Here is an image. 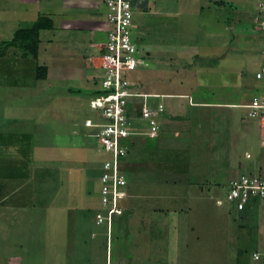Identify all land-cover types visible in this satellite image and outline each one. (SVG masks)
<instances>
[{
	"label": "rangeland",
	"instance_id": "1",
	"mask_svg": "<svg viewBox=\"0 0 264 264\" xmlns=\"http://www.w3.org/2000/svg\"><path fill=\"white\" fill-rule=\"evenodd\" d=\"M215 3L221 10L211 6ZM201 6L205 10L195 14ZM259 6L260 0H148V11L152 8L151 11H158L155 8L161 7L179 16L165 22L166 27L160 33L156 27L163 20H159L156 12L147 11L148 16L139 7L134 18H148L155 26L149 37H144L145 41L155 45L161 39L158 35L162 34L166 43L180 46L178 51L196 46L200 58L207 63L205 67L212 62L217 71L210 74L209 70H197L198 65L193 62L196 59L191 58V65L187 67L192 74L187 76L193 78L181 84L179 78L183 76L178 78L179 73L172 70L170 63L181 67L183 58H152L146 60L149 67L138 68L129 75L133 83L137 79L135 90L155 92L159 84L173 91L189 89L196 83L204 87L196 79L200 75L206 88L215 90L220 97L224 95L225 99L236 97L237 93L239 98L241 92L236 80L246 82L250 86L244 91V99L235 101L249 102L253 94L264 90L262 81L254 77L262 44L259 40L257 44L254 42L258 30L251 13ZM104 14L101 0H0V166L12 170V181H3L7 187L10 183H19L11 198L18 200L10 216L11 225L7 222L0 228V235H11L3 241L0 236V247L7 250V264H68L66 256L71 251L74 262L69 264H105L101 251L91 262L86 257H89L88 243L92 235H106L105 225L98 223L94 216L96 211L102 212L98 180L105 153L99 140L90 135L97 131L95 126L101 118L88 104L89 93L100 85L96 48L98 40L105 38L102 31L105 22H101L103 27L98 23ZM38 16L51 18L53 24L50 29L39 32L36 51L23 49L19 43L8 44L17 29L29 26ZM134 25L133 34L139 40L140 23L134 20ZM214 52L219 56H213ZM38 65L46 67L45 78L36 77ZM152 98L151 107L154 106ZM239 107L223 108L227 109L223 111V137L219 140L213 136V141L206 143L208 151L200 146L211 157L212 175L195 176L192 182L186 181L188 145L183 150L186 158L172 160L179 155L172 158L171 153L158 154L156 150L160 148L151 146L157 136L128 137V141L138 142L139 148H148L130 157V172L135 173L136 168L149 176H154L151 172L157 170L171 172L173 175L168 179L174 184L168 186L176 185V188L167 187L164 191L176 195L178 202L188 197L191 200L180 208L186 213H181V220L172 227L171 235L182 237L171 264L253 263L248 257L257 235L260 237L256 227L260 218L230 209L224 195L229 181L240 173L264 174V147L260 144L264 139V124L248 118L246 109ZM28 118L31 122L26 126ZM243 120L250 123L244 135L240 131ZM213 125L216 128V120ZM208 181L211 183L208 187L206 184L203 191L197 190V185ZM115 221L112 235L116 233ZM162 232L169 235L165 229ZM76 245L78 254L73 251ZM155 255L160 253L151 256Z\"/></svg>",
	"mask_w": 264,
	"mask_h": 264
},
{
	"label": "crops",
	"instance_id": "2",
	"mask_svg": "<svg viewBox=\"0 0 264 264\" xmlns=\"http://www.w3.org/2000/svg\"><path fill=\"white\" fill-rule=\"evenodd\" d=\"M132 3L137 9L136 12L138 11L139 7L145 9L146 14L148 12L149 14L156 12L159 20H163L160 21V23L156 27L157 29H159L158 31H160V33H162L166 27L165 22H170L172 16H179V14L173 13V11L171 10L161 7L155 8L158 9V11H151L153 8L148 11V0H132ZM211 6H214L215 10H221V7L218 6L217 3ZM203 10L205 9H203V7L201 6L195 11V14H201ZM149 14L147 15L149 16ZM99 18L100 19L98 23H100V25L103 27L104 25L101 24V22H103V19H101V16ZM133 19L136 22L140 23L139 32L137 33L140 38L139 40L137 38V40L139 41L138 43L140 46V50L144 55L145 60L149 61L152 58L157 59L165 56H179L181 59L183 58V62H181L180 64L183 66L181 67H177L174 62L170 63V66H173L172 70L174 68L175 72L179 73V75L176 76H178V78L180 76H183L182 78H179V82L181 84H184L183 81L192 80L193 78H189L187 76L188 74H192L189 73V69L191 68L187 67L191 65V63H189V59L191 58L196 59L193 62L198 65L197 70H209L210 74H213L217 71V69L214 68L215 66H212V62H209L208 68L205 67L207 63L203 61L202 58H200L202 56L198 54L199 51L197 50L196 46L185 48L186 50L183 51H178L177 49H179L180 46L176 47L177 44L175 46L169 42L166 43V41L162 39V34L161 36L158 35L161 39L155 45H151V41H145L144 37H149V35L153 31L152 29H155V26L153 27L151 25L148 18L145 20H138L135 16V18ZM258 40L259 43L262 44V38L258 34H255L254 42L256 43ZM219 51H221V49ZM212 54L213 56H219L217 55V52H214ZM198 57L200 58V61L198 60ZM147 67L149 66L147 65L146 68ZM181 72L184 73L182 74ZM185 73L187 74L185 75ZM166 74L170 77L168 73ZM173 78H175L174 74ZM196 79L201 84H204V87L200 86L199 83H196V85L193 84V86L189 89L186 88L185 90L181 91H173L169 90L170 88H165L164 86H161L159 84V86L157 87L158 91H140L141 93L152 95L151 98L154 97L152 98L154 100V106H157L160 103L164 104L166 108L165 111V108L162 110L157 119L160 125L158 133L156 135L158 137L157 141L151 142L152 147L157 146L160 148H156V153L162 155L165 153H171L172 158H175L177 157V155H179L178 158L172 159L177 160L180 158H186L185 152L183 150H185L186 145L190 147V149H188V154L190 157L187 158V160H189V175L186 180L189 182H192V180H195V178L199 176L204 177L205 175H212L213 166L211 157L209 158L206 155V151H208V149L206 150V147L208 146V144L206 143L213 141L212 138L214 139V137L219 138V140L221 139V136L223 137V111L227 112V109L224 110L223 108H240L239 106L244 103H238L235 100L240 98L244 99V96L246 94L244 91L248 86H250L246 82L242 83L236 80V87L237 89H239L238 91L241 92V96L238 98L237 91L236 97L225 99L223 98L224 95L223 97H220V95L217 94L215 90L210 91L208 88H206L203 77L199 75ZM136 81L137 79L135 80V82ZM158 98L166 99L163 100L162 103L157 100ZM150 103H152L151 99ZM231 117L233 118V116ZM214 120L217 121V125H215L217 129H213ZM29 122H31V120L28 118L26 126H28ZM240 124V131L242 132V135H244L246 131H249L248 124L250 125V123L247 120H243ZM33 134L35 133L33 132ZM241 139L245 140L246 138ZM137 145L138 142L134 143L131 151L125 156L123 161L124 166H126V189L129 190V195L124 199L122 203V210L113 216L110 224L98 221V223L105 225L106 235H92V241L88 243L90 246L88 250L89 257L86 255L87 259L90 260V262L95 259V257L98 256L101 251V253H104L105 264H171L173 262L175 252L179 251L177 245L179 244L178 241L182 236L171 235L173 233L172 227L177 226V224L181 220V213L184 215L186 213L184 209L180 211V208L188 205L191 200H189L188 197V200H185V198H183L178 202V198L176 195H172V197L171 195H168L170 191H164L167 187H171L168 185L174 184L169 182L171 179H168V177L173 175V173L171 172L169 173L165 171L163 173L159 170L152 171L151 173L154 174V176H149L148 173L139 168L135 169V173L134 171L133 173L130 172L132 171L129 168L130 157L140 150L148 149L146 146L139 148ZM202 145L206 151H201L200 146ZM151 146L149 147L151 148ZM175 151H177L178 153H174ZM1 166L0 173L2 179L0 178V189L1 186H3V191H0V228H4V225L9 222L10 216L13 214L12 212L17 206L18 200H12L11 198L13 197L14 192L17 190V185H19V183H17L16 181V183H10L9 187H7L8 184H5L3 181L5 179H8V181L11 180L13 174L11 175L10 173L12 172V170L1 169ZM17 166L18 164L15 166L16 169ZM175 174L179 173L175 172ZM27 175L29 176V174ZM159 177H162L163 180H159ZM206 184L208 187L211 183L210 181H208L205 184L197 185V190L203 191ZM171 188H176V185L175 187ZM172 189L167 190L172 191ZM184 195L187 196L186 194ZM259 215L260 218H262L260 212H258L257 216ZM188 216H190V214H188ZM114 221L116 226V233L115 235H112ZM259 221L262 222V219ZM8 225L10 226L11 222H9ZM164 229L169 235H164V233L162 232L164 231ZM110 233L111 235H109ZM0 236H2V241L6 236L11 238V235ZM16 237H14V239ZM99 237H101V239H98ZM160 237H162V241L160 240ZM165 239L166 241H168L166 242ZM9 245H11V243H9ZM77 246L78 245H76V248L74 247L75 250H73L76 252V254L79 253V251L77 250ZM6 252L7 250H4L0 247V264H7L9 258H7V256L5 255ZM158 253H160V255H163L164 258H157L160 255L151 256L152 254ZM166 256L168 257L167 259ZM72 257L73 252L71 251L69 257L66 256V259H68L66 263H73L74 260L72 259ZM79 257L80 255L78 256V258Z\"/></svg>",
	"mask_w": 264,
	"mask_h": 264
},
{
	"label": "built area",
	"instance_id": "3",
	"mask_svg": "<svg viewBox=\"0 0 264 264\" xmlns=\"http://www.w3.org/2000/svg\"><path fill=\"white\" fill-rule=\"evenodd\" d=\"M102 4L105 38L98 40L97 44L99 93L89 98L88 104L101 118L95 126L97 131L90 135L99 140L105 153L98 180L102 212L96 211L94 215L97 221L110 224L113 216L122 210V203L128 195L125 171L121 167L129 151L128 137H155L160 128L157 119L163 105L159 103L151 107L148 98L152 95L136 91L134 80L129 78L132 71L147 66L133 34V18L137 9L132 0H102ZM257 12L254 22L262 36V47L254 77L262 81L264 87V0H260ZM240 106L246 109L248 118L264 124V90ZM260 143L264 147V139ZM255 200L263 205L261 212L264 218V174L240 173L229 181L224 201L230 209L246 211ZM262 235L264 239V229ZM251 256L264 264V249L253 251Z\"/></svg>",
	"mask_w": 264,
	"mask_h": 264
},
{
	"label": "trees",
	"instance_id": "4",
	"mask_svg": "<svg viewBox=\"0 0 264 264\" xmlns=\"http://www.w3.org/2000/svg\"><path fill=\"white\" fill-rule=\"evenodd\" d=\"M257 14H258L257 11H254L253 13H251V17H252L253 20H254V17ZM52 24H53V21H52L51 18L44 17V16H38L34 20V22L32 24H30L29 26H25V27L17 29L14 32L13 38L8 42V44L16 45L17 43H19V46L22 47L23 49H30V50H32L34 52V51H36V47H37V44H38L39 32L41 30L50 29L52 27ZM256 34H258L262 38V36H261V34L259 32H256ZM36 77H38V78H45L46 77V67L45 66L38 65L36 67ZM98 93H99L98 89H93L89 93L90 94L89 98L95 97ZM149 99H151V98H148V101L150 103ZM135 113H137V112H135ZM136 115H138V113ZM128 144L130 146L134 145V143H132L130 141H128ZM130 151H131V148H129L128 153ZM103 158H104V156H103ZM100 167H101V163H100ZM121 167H122V170L125 171L126 166H124V163L122 164ZM125 178H126V172H125ZM125 190H126L127 194L129 195V190L128 189H125ZM262 206L263 205L260 202L258 203L255 200V201H253L251 206L248 207V210L241 212V214L253 215L255 219L260 218V215L257 216V213L261 212ZM251 212L254 213V214H251ZM261 216H262V218H260V220L262 219V222L256 224V227L258 228V232L260 233V237L257 235V239H256L257 241L255 240L256 244H255V246L253 248V251H255V250L263 251V249H264V239H263V235H262V230L264 229V218H263V215H261ZM261 228H263V229L261 230ZM251 253H250L249 257H248V260L253 262L252 264H260L259 261H255V260L252 259Z\"/></svg>",
	"mask_w": 264,
	"mask_h": 264
},
{
	"label": "clouds",
	"instance_id": "5",
	"mask_svg": "<svg viewBox=\"0 0 264 264\" xmlns=\"http://www.w3.org/2000/svg\"><path fill=\"white\" fill-rule=\"evenodd\" d=\"M261 213V215H262V212H260Z\"/></svg>",
	"mask_w": 264,
	"mask_h": 264
}]
</instances>
